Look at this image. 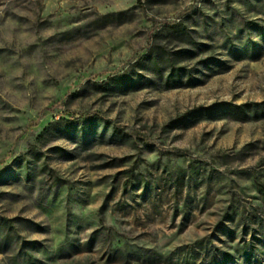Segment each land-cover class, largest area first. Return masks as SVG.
<instances>
[{
	"label": "rangeland",
	"instance_id": "1",
	"mask_svg": "<svg viewBox=\"0 0 264 264\" xmlns=\"http://www.w3.org/2000/svg\"><path fill=\"white\" fill-rule=\"evenodd\" d=\"M5 220L0 264H264V0H0Z\"/></svg>",
	"mask_w": 264,
	"mask_h": 264
},
{
	"label": "trees",
	"instance_id": "2",
	"mask_svg": "<svg viewBox=\"0 0 264 264\" xmlns=\"http://www.w3.org/2000/svg\"><path fill=\"white\" fill-rule=\"evenodd\" d=\"M177 34H183V29L182 30H177L175 31ZM166 63H172L173 61L167 57H165L163 54L161 53H157L156 57L154 59V64L155 66H159L162 64H166ZM12 220H5L3 221V223L0 224V237H2V239L8 240L9 239V233H7V229L8 228H12L13 226L11 225ZM6 233V234H5Z\"/></svg>",
	"mask_w": 264,
	"mask_h": 264
}]
</instances>
